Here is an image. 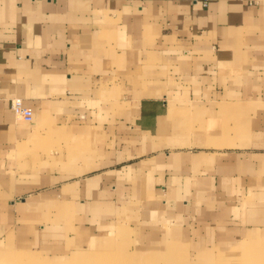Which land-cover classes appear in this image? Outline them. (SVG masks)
I'll return each mask as SVG.
<instances>
[{"label":"crops","instance_id":"0c3cea01","mask_svg":"<svg viewBox=\"0 0 264 264\" xmlns=\"http://www.w3.org/2000/svg\"><path fill=\"white\" fill-rule=\"evenodd\" d=\"M84 249L264 264V0H0V263Z\"/></svg>","mask_w":264,"mask_h":264},{"label":"rangeland","instance_id":"374dc122","mask_svg":"<svg viewBox=\"0 0 264 264\" xmlns=\"http://www.w3.org/2000/svg\"><path fill=\"white\" fill-rule=\"evenodd\" d=\"M1 253H17L26 256L21 257L19 261H9L4 264H171V261H165V258L156 261V257L149 256L146 262L141 263L133 256L130 258V254L92 251L90 249L79 250L75 254L64 258L50 256L37 250H9L1 251ZM169 259H172V257L170 256Z\"/></svg>","mask_w":264,"mask_h":264},{"label":"built area","instance_id":"2783aa9c","mask_svg":"<svg viewBox=\"0 0 264 264\" xmlns=\"http://www.w3.org/2000/svg\"><path fill=\"white\" fill-rule=\"evenodd\" d=\"M195 2L198 0H194ZM204 3L207 0H203ZM11 109L18 119H22L25 121H32L34 117V112L31 107L26 106L23 99L21 97H13L11 98Z\"/></svg>","mask_w":264,"mask_h":264}]
</instances>
